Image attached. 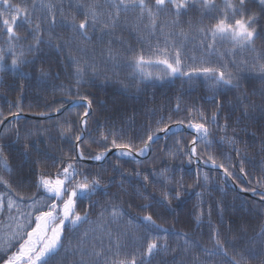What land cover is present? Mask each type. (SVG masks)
I'll list each match as a JSON object with an SVG mask.
<instances>
[{
	"label": "snow or ice",
	"instance_id": "obj_1",
	"mask_svg": "<svg viewBox=\"0 0 264 264\" xmlns=\"http://www.w3.org/2000/svg\"><path fill=\"white\" fill-rule=\"evenodd\" d=\"M124 31L132 34L138 43H146L148 53L132 50L128 41L122 38ZM0 32L5 37V46H0V73L10 71L22 79L27 78L29 74L24 69L33 64L29 57L38 56L42 46L55 49L60 54L67 52V66L74 69L77 88L75 103L85 108L76 131L69 122L59 126L60 136L73 142L74 154L70 151L57 161L58 167L53 165L55 174L42 168L37 173L34 192L15 191L10 181L0 175V216H6L15 226L11 234L0 237V264H251V261L264 264V224L259 226L256 235L245 241L243 248L236 246L237 236L232 234L231 228L224 232L216 226L212 227L211 247L183 231L173 234L177 243L172 246L168 242V230L162 229L152 215L142 217L146 229L144 235L138 234L140 225H133L131 219L124 231L119 228L113 231V226L121 225L126 216L118 203H110L104 208L95 226L84 230L74 241L65 236L66 223L72 225L73 231L89 223L88 213L81 215L77 211V199H90L104 183L99 174L89 179L78 167L79 161H102L112 148L118 149L121 157H144L152 150L159 133H165L166 137L169 133V127L162 121L157 122L155 129L146 125L149 130L138 137L139 143L131 139L125 141L123 137L118 142L115 138L117 133L110 131L102 134V140L107 142L102 145V151L85 155L82 141L86 142L84 133L93 109V99L81 94L79 85L89 73L97 75L101 65L110 64L115 73L125 49L131 53L126 59L127 67L133 72V86L137 81L162 80L166 76L187 77L189 82L203 77L212 86L216 111L208 117L203 110L196 109L187 123V127L195 132L191 146L185 150V146L178 142L177 149L168 152L167 157L169 160L186 158L191 164L206 156L205 163L210 161L212 167L223 169L226 177H232V172L222 163L218 164L210 152L215 134L222 132L220 141L230 145L237 156L246 148L242 150L237 146L240 142L235 135L237 129L228 123L230 117L223 116L219 95L229 90L240 93L234 104L241 113L235 120L236 125L253 120L252 113L257 111L264 118V102L257 105L241 85L242 74L258 76L264 85V0H0ZM21 32L25 35L22 36ZM61 32L70 33L69 38L65 39L59 34ZM149 38H154L155 42ZM258 42L260 48L257 47ZM188 45L199 48L203 55L199 59L188 57ZM6 56L10 64L5 63ZM213 56L217 58L215 61L210 59ZM152 66H162L161 72L154 74L149 71ZM39 72L41 78L49 75L43 67ZM65 92L72 94L71 89L66 88ZM258 95L264 101V89ZM62 108L63 103L53 111L59 113ZM176 108L179 110L180 105L177 104ZM48 114L39 113L41 116ZM218 114L225 121L222 125L218 122ZM9 115L19 119V112ZM7 119L8 116L0 112V125ZM172 123L179 126L185 122L176 120ZM6 130L10 129L6 126ZM229 131L233 134L229 135ZM240 131L247 132V129ZM36 134L32 131L24 134L25 153L33 146L30 138ZM251 135L255 136V133ZM15 136L17 141L21 140L19 129H16ZM200 146H203V154L198 156L197 148ZM0 166L5 172L12 171L2 144ZM239 171L244 173L242 160ZM172 173L171 168L164 167L135 175L145 189L149 186L150 176L155 178L153 185L156 180L161 181L163 189L157 203L171 207L173 200L179 201L187 192L183 177L177 179ZM203 181L208 183L206 172ZM196 182H200L199 174ZM254 182L256 187L241 188V191L256 194L257 187L264 189V177H255ZM120 188L123 190V183ZM38 192L42 194L37 196ZM104 194L108 195L107 192ZM137 195L142 193L138 191ZM196 195L203 203V194L197 192ZM259 195L264 200V192ZM116 199H119L118 194ZM147 208L148 205H144L142 211ZM219 210L222 214L223 208ZM204 215L201 208L196 216L198 226ZM207 215L210 219V205ZM0 224H3L2 220ZM12 226L8 225L9 228ZM133 228L135 232L131 231ZM239 231L246 233L247 227L241 226ZM130 234L133 236L131 251L130 245L125 243Z\"/></svg>",
	"mask_w": 264,
	"mask_h": 264
},
{
	"label": "trees",
	"instance_id": "obj_2",
	"mask_svg": "<svg viewBox=\"0 0 264 264\" xmlns=\"http://www.w3.org/2000/svg\"><path fill=\"white\" fill-rule=\"evenodd\" d=\"M59 34L65 39L70 36L68 32ZM21 35L25 33L21 32ZM122 38L128 41L132 50H143L145 54L148 53V45L138 43L129 32L124 31ZM0 46H5V37L2 32H0ZM42 47L43 50L38 56L29 57L33 60V64L24 69L29 74L27 78L22 79L18 74L10 71L0 73V112L8 116V119L12 117L9 115L11 112H19V115H39V113L47 112L48 115H53L57 113L53 111L54 107L63 103L62 109H64L77 99L74 69L67 66V52L60 54L55 49ZM257 47H261L260 42L257 43ZM97 51H99L98 46ZM130 54L127 49L122 52L120 67L115 70V73L110 64L101 65L97 75L89 73L85 81L79 85V92L93 99V114L88 120L86 142L82 143L86 156L89 153L94 155L103 150L102 145L107 142L102 140V134H108L110 131L117 133L115 138L118 142H121V137H123L125 141L131 139L139 143L138 137L144 136L149 130L146 125L155 129L157 122L162 121L171 127L176 125L172 122L183 120L185 122L183 125L187 126L189 120L195 115L196 109L203 110L208 117L217 109L216 100L212 98V86L203 77L193 78L189 82L187 77L166 76L162 80L153 78L142 83L137 81L133 86V72L127 67L126 59ZM5 63H11L7 56ZM41 67L49 71L47 77H40ZM148 70L157 74L161 72L162 66H152ZM242 75L244 76L241 80L242 90L247 92L257 105L264 102L258 95L264 89L258 76ZM66 88L71 89V95L66 94ZM253 92L257 95L253 96ZM239 94L231 90L223 91L219 95V102L222 105L223 116L230 117L228 123L237 129L235 135L240 141L237 146L242 150L246 148V150L237 156L230 145L220 141L219 136L223 133L218 132L215 134L216 138L210 152L216 157L218 164L222 163L232 172V178L241 188H254L256 187L254 178L264 177V118L257 111L252 113L253 120L236 125L235 120L241 115L240 111L234 107L235 97ZM177 104L180 105L179 110L176 108ZM84 111L85 108L80 105L57 120L22 119L9 124L7 128L10 130L5 128L0 137V144L4 146L12 171L5 172L0 166V175L10 181L15 191L34 192L38 180L37 173L42 168L55 174L56 167L53 165L58 167L57 161L70 151L74 154L73 142L60 136L59 126L69 122L72 124L73 131H76L80 126L79 118ZM217 118L221 125L225 122L219 114ZM242 128H246L247 132H241ZM16 129H19L22 137L19 141L15 136ZM29 131L38 134L30 138L33 146L28 153H25L23 136ZM251 133H255V136ZM232 134L229 131V135ZM193 137L188 134L167 137L154 146L153 154L149 159L139 163L126 157H113L101 166H89L79 162L78 167L89 176V179L99 174L104 183H102L101 190H98L90 199H77V211L81 215L88 213L89 223L75 231L71 224L66 223L65 236L74 241L80 233L90 228V224L99 220L104 208H107L110 203H118L126 213V222L131 219L134 223L143 224L142 217L152 215L162 229L168 230V242L172 246L177 243L173 234L183 231L188 232L194 240L211 247L212 227L216 226L224 232L231 228L232 234L237 236L236 246L243 248L245 241L256 235L259 226L264 224V204L231 190L228 182L219 172L203 170L196 166L195 162L189 164L186 158L168 159L167 153L175 151L179 144H183L187 150L191 146ZM109 147H111L110 144ZM202 149L203 146L197 148L198 156L203 154ZM206 159L207 157L204 156L201 160ZM241 160L244 173L247 175L239 171ZM37 161L40 163L37 164ZM208 164L211 162L209 161ZM164 167L171 168L172 174L177 179L182 176L187 188L186 194L179 201L173 200L171 207L157 203L161 199L163 189L161 181L156 180L153 185L152 181L155 178L150 176L149 186L145 189L140 178L135 175L137 172L148 174L154 169L158 171ZM180 169L183 171L181 172ZM205 172L208 174L207 184L203 181ZM198 174L199 183L196 182ZM108 181H115V183H108ZM122 183L123 190L120 188ZM138 191L142 195H137ZM105 192L108 195H105ZM197 192L203 194V203L196 195ZM260 192H264V189L257 187L256 193ZM41 194L38 192L37 196ZM117 194L119 195L118 200L116 199ZM144 205H148L146 211H142ZM209 205L211 206L210 219L207 215ZM221 207L223 208L222 214L219 210ZM201 208L205 215L198 226L196 216ZM241 226L247 227L246 233L239 231ZM145 231V227H140L138 234L144 235ZM130 238L133 240L132 235ZM130 238H126L125 243L130 245ZM256 247L259 248V244ZM129 251H131L130 248ZM251 264H259V262L251 261Z\"/></svg>",
	"mask_w": 264,
	"mask_h": 264
},
{
	"label": "water",
	"instance_id": "obj_3",
	"mask_svg": "<svg viewBox=\"0 0 264 264\" xmlns=\"http://www.w3.org/2000/svg\"><path fill=\"white\" fill-rule=\"evenodd\" d=\"M78 105H82V104H77L75 103V101L72 102V104L70 106H68L67 108L63 109L62 111H60L59 113L55 114V115H52V116H33V115H29V116H19V119H22V118H25V119H28V120H41V121H47V120H54V119H58L60 118L61 116H63L66 112L70 111L71 109H73L74 107L78 106ZM93 113V109L90 111V115ZM88 119V118H87ZM13 121H17V119L15 117H12V118H9L7 119L4 124L0 127V136L1 134L3 133L4 129L6 128V126L8 124H10L11 122ZM183 133H186V134H191V135H195V132L194 130L192 129H189L187 126H181V125H177V126H172L169 128V133L167 134V136H171V135H177V134H183ZM84 136L86 137V131L84 133ZM166 138L165 136V133H160L157 137V140L156 142L153 144L152 146V150L149 152V154L147 156H144V157H136V159L134 160H137V161H143L147 158H149L152 153H153V147L154 145L162 140ZM199 141H197L198 143ZM114 156H120L119 155V150L118 149H113L111 150L107 156L105 157L104 160L102 161H95V160H81V162L83 163H86L88 165H92V166H99V165H102V164H105L109 161V159H111L112 157ZM132 158V157H131ZM133 159V158H132ZM197 165L205 170H208V171H219L220 173L223 174V169H219V168H215V167H212V165H209V164H206L204 163L203 161L199 160L197 162ZM224 175V174H223ZM225 176V175H224ZM226 177V176H225ZM230 183V187L232 190L238 192L239 194H241L242 196H245V197H248V198H251V199H255V194L253 193H249L247 191H241V188L235 183V181L231 178V177H226Z\"/></svg>",
	"mask_w": 264,
	"mask_h": 264
},
{
	"label": "rangeland",
	"instance_id": "obj_4",
	"mask_svg": "<svg viewBox=\"0 0 264 264\" xmlns=\"http://www.w3.org/2000/svg\"><path fill=\"white\" fill-rule=\"evenodd\" d=\"M151 40H153V42H155L154 38H149ZM161 42H162V38H161ZM186 55L188 57H192L195 56L197 57V59H199V57H201L203 55L202 51L199 48H194L192 45H188L186 48ZM211 60L215 61L217 58L215 56L210 57ZM189 63H191V60L188 61ZM0 220L3 221V224L0 226V237L4 236L5 234H11L14 231V224L12 221H9L7 219L6 216H0ZM9 224H12L13 226L11 228L8 227ZM137 223L133 222V225H136ZM140 227H144L143 224H139ZM95 223L90 224L89 227H94ZM127 222L126 219L124 218V222L119 225V226H113V231L117 230V228H119V230L124 231L127 228ZM132 232H135V229L133 228L131 230ZM131 235V234H130ZM129 235V238H130ZM128 238V237H127ZM131 245H132V239L130 238V249H131Z\"/></svg>",
	"mask_w": 264,
	"mask_h": 264
}]
</instances>
